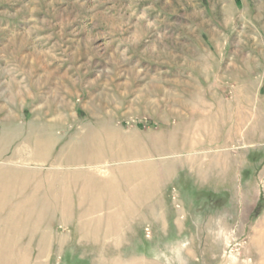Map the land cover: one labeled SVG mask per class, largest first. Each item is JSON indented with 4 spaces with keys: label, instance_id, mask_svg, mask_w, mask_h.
<instances>
[{
    "label": "rangeland",
    "instance_id": "1",
    "mask_svg": "<svg viewBox=\"0 0 264 264\" xmlns=\"http://www.w3.org/2000/svg\"><path fill=\"white\" fill-rule=\"evenodd\" d=\"M0 153L34 192L160 177L0 193V264H264V0H0Z\"/></svg>",
    "mask_w": 264,
    "mask_h": 264
},
{
    "label": "crops",
    "instance_id": "2",
    "mask_svg": "<svg viewBox=\"0 0 264 264\" xmlns=\"http://www.w3.org/2000/svg\"><path fill=\"white\" fill-rule=\"evenodd\" d=\"M74 147L77 148V146L73 145L71 153L77 154L78 151L74 150ZM65 151L68 152L69 150H61L60 155H62ZM8 168V175L6 176V174H3L4 176H0V179L4 178L3 180H0V193H72L74 200H76V204L83 207V213L90 212L93 209L90 206L92 201L90 193H155L160 187H158L160 177H158L159 174L157 175L155 170H153L152 177H147L146 179L145 177H142L135 189L127 190L128 184H125L124 187L121 182L116 183L115 185H110V180L99 178L87 170L84 174H81V169L76 165V167L71 169L61 168L62 171H59L61 172L60 177H55L53 179L49 178L48 180L44 178L41 179V189L38 192H34L25 184H23V186L26 187L22 188V183L18 182L17 176L13 174L16 171L15 167ZM155 176L158 177L157 181L155 180ZM157 193H159V190ZM80 213L81 212H79V214ZM79 214L76 216V220L78 222L73 228V232L78 233L79 235L80 233H83V237L85 238L81 243L82 245L87 246L99 244L113 246L114 244H119L118 242L120 241H118V239L120 237H114V239H111L113 235L119 236L122 234V228H120L117 224L113 226L107 225V227L102 225L99 229H102L101 233L97 234L95 232L96 230L92 229L93 221L85 219L86 217L81 218V215L79 216Z\"/></svg>",
    "mask_w": 264,
    "mask_h": 264
},
{
    "label": "bare ground",
    "instance_id": "3",
    "mask_svg": "<svg viewBox=\"0 0 264 264\" xmlns=\"http://www.w3.org/2000/svg\"><path fill=\"white\" fill-rule=\"evenodd\" d=\"M89 133H90V132H89ZM23 148L25 149V146H22V149H23ZM22 149H21V150H22ZM97 149H98V148H97ZM22 151H23V150H22ZM22 151H21V152H22ZM0 154H1V153H0ZM67 155H68V154H67ZM77 158H78V156L76 157V162H77ZM80 161H82V160L80 159Z\"/></svg>",
    "mask_w": 264,
    "mask_h": 264
}]
</instances>
